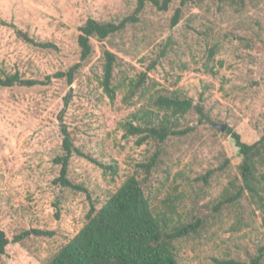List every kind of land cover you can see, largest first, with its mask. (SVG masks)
I'll list each match as a JSON object with an SVG mask.
<instances>
[{
	"label": "rangeland",
	"instance_id": "374dc122",
	"mask_svg": "<svg viewBox=\"0 0 264 264\" xmlns=\"http://www.w3.org/2000/svg\"><path fill=\"white\" fill-rule=\"evenodd\" d=\"M177 6L173 1L160 11L147 3L136 21L118 34L101 42L91 38V55L68 83L54 74L78 60V26L89 16L117 22L133 13L135 0H0V67L44 82L0 87V228L9 240L33 228L50 231L10 241L0 264H46L84 223L86 193L56 181L62 126L80 151L117 166L118 173L111 176L76 153L69 159L68 179L84 187L97 207L155 150L152 143L137 145L135 137L123 136L122 122L144 104L138 93L125 99L126 79L140 72L153 89H176L202 109V114L191 109L179 119L177 129L185 133L161 145L146 188L154 204L174 193L166 171L180 172L176 181L184 187L181 207L209 216V227L199 236L180 241L179 264H216L213 258L256 253L264 241L261 211L253 201L257 198L246 191L238 213L235 204L213 212L206 201L219 194L228 177L217 173L205 186L197 177L215 169L222 155L229 158L227 173L238 174L240 157L227 127L246 143L264 132V0L242 5L232 0L189 2L171 27ZM18 30L57 49L26 42ZM103 49L117 56L112 82L119 87L112 101L98 83ZM214 123L226 127L220 131ZM259 171L264 173V165Z\"/></svg>",
	"mask_w": 264,
	"mask_h": 264
},
{
	"label": "trees",
	"instance_id": "16d2710c",
	"mask_svg": "<svg viewBox=\"0 0 264 264\" xmlns=\"http://www.w3.org/2000/svg\"><path fill=\"white\" fill-rule=\"evenodd\" d=\"M173 1H177L178 6L171 16V27L178 23L181 8L184 5L200 0H135L133 13L117 22L87 17L78 26V60L66 71L56 72L55 77H66V81L71 83L76 70L93 51L91 38L101 42L118 34L128 24L136 21L137 15L147 3H151L157 10L166 11ZM232 1L242 5L246 0ZM17 32L22 39L33 45L57 49L51 42H36L25 33L21 34L19 30ZM102 56L98 83L102 92L112 101L116 88L119 87V84L112 82L117 56L108 49H103ZM145 80L144 72L138 73L136 78L126 79L128 89L125 99L138 93L144 99V104H140L139 108L129 113L121 125L124 137H135L137 145L152 143L156 148L146 161L139 162L137 169L122 179L114 191H108L99 207L94 205L84 187L68 179L69 159L73 153H76L95 163L104 173H109L111 176L118 173L117 166L106 165L80 151L74 146L70 131L65 126L60 128L61 154L55 159L60 164V169L56 181L63 186L85 192L89 199V208L79 230L54 252L46 264H179L180 241L199 236L202 229L209 227V216L204 211L197 210L198 212L194 213L192 209H183L185 207L182 199L184 187L176 181L177 174L180 172L170 175V172L166 171V181L170 179V189L174 193L167 192L152 204V197L146 188L160 160L161 145L168 137L185 133V129H177L178 121L184 114L191 109L202 114V109L190 98L181 96L178 90L153 89L152 84H146ZM40 83L44 82L24 78L17 71L10 73L0 67V87L33 86ZM67 102L68 96H65L63 111ZM226 132L230 133L240 157V162L237 164L238 174L230 176L227 173L229 158L222 155L215 169L210 168L205 174L198 176L197 180L203 184L202 186L207 185L211 177L218 175L217 173L228 177L219 194L208 199L206 203L216 213H220L228 205L235 204V213H238L237 204L247 191L249 197L257 198L253 201L261 211V225L264 228V198L261 195V193L264 194V180L262 179L264 173L259 171V167L264 165V132L253 143L243 142L240 135L230 127L226 128ZM32 233L49 235L50 231L33 228L24 230L9 240L0 228V254L4 253L10 241L18 242ZM213 259L216 264H261L264 259V241L251 257Z\"/></svg>",
	"mask_w": 264,
	"mask_h": 264
},
{
	"label": "water",
	"instance_id": "95a60500",
	"mask_svg": "<svg viewBox=\"0 0 264 264\" xmlns=\"http://www.w3.org/2000/svg\"><path fill=\"white\" fill-rule=\"evenodd\" d=\"M213 126H214V128H216V129H218L220 131L224 130L225 127H226L225 124H217V123H214Z\"/></svg>",
	"mask_w": 264,
	"mask_h": 264
}]
</instances>
